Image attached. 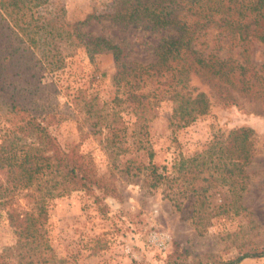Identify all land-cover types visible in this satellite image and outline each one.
I'll use <instances>...</instances> for the list:
<instances>
[{
  "label": "rangeland",
  "instance_id": "rangeland-1",
  "mask_svg": "<svg viewBox=\"0 0 264 264\" xmlns=\"http://www.w3.org/2000/svg\"><path fill=\"white\" fill-rule=\"evenodd\" d=\"M50 1L42 11L51 13L62 6L63 17L69 22L110 13L116 6V0ZM80 30L119 45L127 66L153 62L157 44L176 35L173 29H158L145 20L124 22L103 17L91 18ZM203 33L196 47L221 45L219 54L223 55L225 34L215 28ZM57 46L63 61L59 69H44L52 53L49 46L45 52L30 48L29 57L19 58L22 69L27 65L19 79L31 81L32 88L40 82L36 107L58 119L49 127L50 132L62 147L75 146L92 161L106 191H85L75 186L50 201L45 226L55 264H220L241 249L264 247L263 105L240 96H236V104H224L214 89L192 75L189 87L194 93L205 92L209 109L172 132L169 118L173 102L165 94L154 96L164 87V72L158 76L137 75L140 89L147 93L143 112L126 100L129 83L114 82L110 52L90 56L83 44L69 36L57 39ZM250 55L253 64L264 63L260 44L253 45ZM10 119L7 108L0 104V141L13 128ZM238 127L253 129L254 149L241 194L243 209L238 214L228 206L227 188L211 186L212 181L178 179L179 209L166 196L171 191L167 185L149 186L145 167L149 151L154 165L169 166L179 157L190 158L205 151L216 136L225 137ZM206 174L208 171L199 176ZM189 182L210 185L207 218L195 212L199 206L190 201ZM24 208V200L15 195L0 210V252L15 242L6 210ZM239 264H264V257L246 258Z\"/></svg>",
  "mask_w": 264,
  "mask_h": 264
},
{
  "label": "trees",
  "instance_id": "trees-1",
  "mask_svg": "<svg viewBox=\"0 0 264 264\" xmlns=\"http://www.w3.org/2000/svg\"><path fill=\"white\" fill-rule=\"evenodd\" d=\"M50 2L0 0V104L11 115L13 127L0 141V177L5 179L0 180V210L15 195L26 205L24 209L6 210L15 242L0 252V264H55L45 226L50 201L68 194L75 186L85 191L94 188L106 191V184L97 175L92 161L75 146L62 147L50 132L49 127L58 119L36 107L40 82L32 88L31 81L19 79L27 67L22 69L19 58L29 57L30 48L45 52L49 46L50 60L44 63L47 72L59 69L63 62L57 46V39L62 37L77 39L90 56L110 52L115 67L114 82L129 83L126 100L132 102V108L143 112L147 93L140 89L137 75L158 76L164 72V87L154 96L165 94L173 102L169 118L172 132L209 109L205 92L194 93L189 87L192 75L214 89L224 104H236V96H240L264 106V63L253 64L250 55L253 45L264 48V0H116L112 12L88 15L74 22L63 17L62 6L51 13L43 12ZM93 17L124 22L145 20L158 29H173L176 35L163 38L157 44L153 62L146 65L134 62L127 66L119 45L80 30ZM208 28L225 34L223 55L219 54L221 45L211 49L196 47L198 38ZM252 137L250 127L231 129L225 137L212 139L205 151L190 158L179 157L169 166L154 165L149 151L145 165L149 186L167 185L171 191L166 196L179 209L178 179H202L208 184L212 181L211 186L227 188L228 206L238 214L243 209L240 200L245 189L246 167L254 154ZM205 171L208 174L200 177ZM210 185L190 183V201L199 206L195 212L202 219L210 213L207 206ZM259 257H264V247H248L220 264H239L246 258Z\"/></svg>",
  "mask_w": 264,
  "mask_h": 264
}]
</instances>
